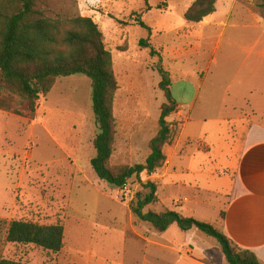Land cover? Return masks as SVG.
Instances as JSON below:
<instances>
[{"label": "rangeland", "instance_id": "1", "mask_svg": "<svg viewBox=\"0 0 264 264\" xmlns=\"http://www.w3.org/2000/svg\"><path fill=\"white\" fill-rule=\"evenodd\" d=\"M194 1L36 0L40 15L90 17L104 34L119 85L114 166L141 164L150 154L149 142L159 130L165 99L159 88V57H151L140 41L149 40L159 52L172 75V94L184 113L178 111L170 121L185 123L175 145L166 148L175 182L142 175L143 182L159 186L162 203L152 207L158 212L176 210L175 203L186 197L195 200L190 184L202 182L198 169L204 156L198 154L199 145L215 146L214 162L227 137L233 153L239 155L250 122L264 124V0H217L215 13L205 24L185 20ZM139 19L151 32L137 25ZM91 93V80L75 75L60 78L40 99L33 116L0 111V260L59 264L62 252L54 256L33 245L8 243L7 227L13 220L62 224L71 245H85L86 250L108 247L110 254L117 243L95 247L83 242L85 231L130 229L129 203L141 186L132 179L113 188L92 170L94 140L100 130ZM227 117L242 120L225 124ZM206 163L209 170L212 166ZM206 201L199 221L215 225L225 199L208 195ZM171 229L181 233L176 226ZM197 233L215 252L221 251L217 240Z\"/></svg>", "mask_w": 264, "mask_h": 264}, {"label": "trees", "instance_id": "2", "mask_svg": "<svg viewBox=\"0 0 264 264\" xmlns=\"http://www.w3.org/2000/svg\"><path fill=\"white\" fill-rule=\"evenodd\" d=\"M216 3L217 0H195L185 12V20L201 23L215 13ZM146 4L149 6L147 1ZM136 21L151 32L142 20ZM140 46L149 50L151 57H159V88L165 99L159 130L149 142L150 154L144 163L112 164L117 135L114 107L119 85L104 34L90 17L52 18L36 11V0H0V111L20 117L33 116L40 99L52 92L60 78L88 77L92 86V112L100 130L94 140L91 168L98 180L113 188L137 180L141 190L129 203L136 225L147 224L158 233H165L173 226L184 233L196 230L219 242L224 264H262L253 252L237 247L216 226L177 211L152 209L161 204L158 185L153 181L143 182L142 175L152 176L163 168L167 160L165 149L175 144L183 124L170 121L180 109L172 94L171 73L149 40L142 39ZM64 239L65 227L59 223L40 225L13 220L7 227L8 243L33 245L54 256L63 251ZM0 264L28 263L1 259Z\"/></svg>", "mask_w": 264, "mask_h": 264}, {"label": "crops", "instance_id": "3", "mask_svg": "<svg viewBox=\"0 0 264 264\" xmlns=\"http://www.w3.org/2000/svg\"><path fill=\"white\" fill-rule=\"evenodd\" d=\"M210 16L201 23L205 24ZM179 106L181 110L179 109L178 113L184 116L181 104ZM235 120L242 118L227 117L224 118V123L232 124ZM222 140L224 141L221 156H217L214 162L212 154L215 146L199 145L198 154L204 156L198 169L202 182L200 180L193 185L190 184L195 195L197 194L195 200L186 197L175 203L174 206L178 210H169L199 221L200 216L205 215L201 208L208 206L206 201L208 195L224 198L225 203L214 226L237 247L253 252L264 264V124L250 122L239 155L233 153L234 145L226 142L229 141L227 137ZM165 154L166 163L158 171L162 174L155 173L148 178L155 180L161 177L175 182L173 179L175 175L171 176V170L168 168L171 160L166 149ZM203 158H208L212 166L209 170V164ZM205 223L211 224L208 220ZM130 224V229L85 231L86 239H83V242L90 241L97 245L95 247H100L101 243H117L116 247L111 246L115 249L113 254L108 252V247H103L102 250L92 248L95 250L93 251L89 248L86 250L85 245L83 248L71 245L70 240L66 238L68 232L66 229L65 246L59 257V264H224L220 248L215 252L210 244L198 237V231L192 230L188 233L181 231L178 234L172 233L171 227L165 233H158L147 224L136 225L132 215ZM146 225L149 227H145Z\"/></svg>", "mask_w": 264, "mask_h": 264}]
</instances>
